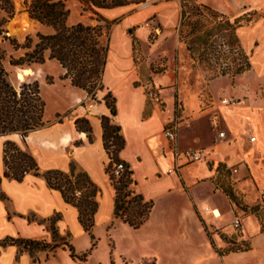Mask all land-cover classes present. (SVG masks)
Wrapping results in <instances>:
<instances>
[{"label": "crops", "instance_id": "crops-1", "mask_svg": "<svg viewBox=\"0 0 264 264\" xmlns=\"http://www.w3.org/2000/svg\"><path fill=\"white\" fill-rule=\"evenodd\" d=\"M142 1L147 2L142 9H137L136 3H132L99 10L104 19L117 23L105 38L109 50L102 80L103 90L98 94V102L90 101L84 91L73 87L75 90L70 91L73 93L72 99L65 107L57 110L58 121L49 123L45 120L47 125L25 141L19 135L0 137L1 177L5 171L6 140H12L28 151L42 174L52 170L70 173L72 163L78 171L88 174L99 189L93 230L97 242L95 248H92L91 236L79 221L78 209L66 203L60 192L51 189L44 177L28 174L21 182L3 178L0 189L8 199L0 200V264H144L152 260L154 264H264V233L259 234L258 222L248 220L247 228L243 230L252 247L247 253L220 255L208 232L213 221L223 218L215 201L219 196L227 198L211 182L219 165H240L249 174L255 191L263 197L261 209L264 211V105H258L257 99L251 98L252 90L243 83L245 95L238 88L231 93L240 98L238 104L225 107L215 105L206 110H218L225 131L209 128L212 136L206 134V140L201 142L198 136L200 132L196 134L193 129L185 127L177 114L172 68L180 44L178 29L182 2ZM198 1L232 19L240 17H236L238 13L264 8V0ZM68 7L72 13L82 12L78 0L69 1ZM76 24L71 21L70 26ZM254 29L258 32L257 36L245 35L248 30ZM154 33L157 38L154 43H149ZM237 35L242 48L251 56L252 68L246 73L254 76L258 74V77H254L255 97H258V88L264 94V20L239 28ZM133 37L142 45H150L147 46L149 52L142 63L147 67L145 74L151 85L148 90L143 84L138 85L143 83L144 75L136 65ZM171 39L172 49H164L163 43ZM161 61L168 66V70L162 73L153 71L152 63ZM150 90L161 97V103L148 99ZM210 92L215 101L216 94ZM108 95L116 101L117 115L114 121L121 127L125 141L120 157L133 171L137 193L153 203L148 220L137 230L115 215L116 193L106 172L110 159L104 146L101 120L103 116H111L105 100ZM80 119L89 121L92 141L86 132L77 129L76 121ZM173 122L179 127V148L204 150L206 161L184 165L170 173L175 168V162L168 149L169 141L164 136V130ZM221 132L226 134L225 138H220ZM253 138L255 140L252 141ZM253 153L258 155L257 159L253 158ZM203 188L208 189V198H202L200 190ZM209 200L213 204H209ZM207 207L216 211V214L207 213ZM159 209L166 216L160 236L154 235L142 244H135L137 256L120 250L119 236L123 233L136 235L149 229ZM56 215L60 216L56 223L60 237L74 247L76 254L90 252L85 262L74 260L68 249L62 247L52 252L40 251L35 256L17 246L1 247V241L7 237L46 240L51 243V219ZM235 219L231 221V227ZM154 241L162 242L165 246L161 243L154 247ZM163 246L169 251L168 257L160 252Z\"/></svg>", "mask_w": 264, "mask_h": 264}, {"label": "trees", "instance_id": "trees-1", "mask_svg": "<svg viewBox=\"0 0 264 264\" xmlns=\"http://www.w3.org/2000/svg\"><path fill=\"white\" fill-rule=\"evenodd\" d=\"M78 1L83 12H90L96 17V25L78 23L69 26L67 21L70 11L66 8L64 0H34L28 8L30 17L44 26L53 28L54 32L50 35L37 33L36 42L27 37L22 44L10 36L7 30V25L15 15L14 4L12 0H0V137L19 135L25 141L31 134L46 126V103L41 94L40 84L37 81L20 82L18 78L14 80L12 70L44 64L47 53L49 60L56 61L65 70L64 79H69L73 87L92 94L93 100L97 91L102 90V86L100 88L98 86L103 80L109 50L105 38L117 22L107 21L99 10L114 9L143 1ZM181 2L179 41L186 46L195 67H203L212 73L210 80L220 77L234 80L251 70V56L242 48L237 35L239 28L252 24L251 14L232 19L210 7L191 5L192 0ZM133 43L135 47L139 41L133 37ZM211 58L214 61H211ZM109 97L111 95L106 96L105 100L111 116H103L101 120L104 146L110 159L106 172L116 193L115 215L129 227L137 230L148 220L153 203L146 201L137 193L133 171L120 157L125 148V141L121 135V127L113 123L117 115L116 101L113 98L109 103ZM76 127L86 132L92 141V128L88 120H77ZM120 163H123L125 169L122 176L117 179L112 172L114 165ZM4 166L5 171L3 176H0V185L3 178L21 182L28 174L44 177L51 189L60 192L66 203L78 209L79 221L91 236L92 248H95L97 242L93 230L98 210L99 189L87 173L78 171L76 165L72 163L70 173L52 170L42 174L33 156L12 140H6L4 144ZM221 167L223 165H219L217 171H220ZM218 188L222 189L220 185ZM222 190L232 201L241 204L230 186ZM7 199L0 189V200ZM252 211L258 212L259 205L254 206ZM59 219V215L51 219V243L46 240L7 237L1 241V247L17 246L32 256L40 251L52 252L62 247L68 249L74 260L85 262L90 252L78 255L74 247L60 237L56 229ZM218 253L224 255L222 252Z\"/></svg>", "mask_w": 264, "mask_h": 264}, {"label": "rangeland", "instance_id": "rangeland-1", "mask_svg": "<svg viewBox=\"0 0 264 264\" xmlns=\"http://www.w3.org/2000/svg\"><path fill=\"white\" fill-rule=\"evenodd\" d=\"M33 1L34 0H21L22 7L20 10H18L15 0H12L14 4L15 15L10 20V22L15 18L17 13H23L27 22H29L30 20H28V17H31L29 15L28 8ZM64 1L66 8L70 11V16L67 21V24L69 26L71 24V21H73L74 23H83L85 25L97 24V21L95 19L96 17L91 15L90 12H83L82 5V12L72 13L70 7H68V2L71 0ZM192 3L193 4L191 5H204L198 0H192ZM146 4L147 2L145 1L136 3L135 5L137 9H142L146 6ZM247 13L251 14L252 16V24L256 21L264 20V8L258 10H250L246 13H238L239 15H237L236 17ZM31 20L32 26L28 28L23 34L13 36L9 33V35L16 38L20 43L23 44L25 43L27 37L32 38L33 41L36 42L37 33H41L44 35L53 34V28L44 26L35 19L31 18ZM246 34H248L249 37H254L257 36L258 32H256V29H254L248 30L245 35ZM156 38L157 37L155 36V33L152 34L149 43H154ZM171 41L172 39L164 42L163 48L168 50L172 49ZM147 46L150 47V45H142L141 43H139L134 47L137 68L140 70L141 74L145 76H142L143 83H138V85L143 84L144 86H146V90L150 89L151 87L145 74V70H147V67L142 64L143 59L149 52ZM7 48L10 50L8 46ZM186 49V46L180 42L178 49L176 50V62L172 68V73L175 78L177 114L180 122L185 123V127L193 129L196 134L200 132L198 136L201 139V142L206 140V134L207 136H212V134H210V132L208 131L209 128L215 129L217 131H225L223 124L220 122L219 114L217 112L218 110H212L208 112L206 110L214 107L215 105H217V107H225L228 105L238 104L240 102V100L238 99L240 98H236L235 96L231 95V93L233 90L238 88V91H240L241 93L243 92L242 95H245L246 88L242 87L243 83L250 87V89L252 90L253 95L251 96V98L257 99L256 103L258 105H264V99H262L264 94L261 88H258V97H255V78L256 76L258 77V74L254 76V74L246 73L240 77L235 78L234 80L230 79L229 77H220L211 84L212 80H210V77L212 76V73L205 70L203 67H195L193 65L191 56ZM211 61H214V59L211 58ZM151 68L153 71L158 73H162L168 70V66H166L162 61L152 63ZM12 71L14 80L18 78L20 82L37 81L40 84L41 94L43 100L46 103L45 120H48L49 123L58 121V118H56L57 110L62 109L67 105V102L72 99L73 95V93L70 91L75 90L73 89L70 80L64 79L65 70H63L56 61L49 60L47 53L46 61L44 64H35L23 69H13ZM210 84L211 86L209 89ZM100 86H102L103 90L102 81L99 84L98 88H100ZM102 90L97 91V95L95 96L94 100L92 99V94L89 95L86 92L85 93L87 94V97L90 101L98 102V94ZM210 90L214 94H216L215 101L212 99V93L210 92ZM112 99V96L109 97L108 102L111 103ZM224 100H228V103H224ZM254 138H256V135H254ZM257 157L258 155L253 153V158L257 159ZM209 166L211 169H213L212 165ZM211 182L215 185V187H219L220 185L222 189L230 186L241 204H237L236 202L232 201L228 196L225 195L222 189L218 188L220 192H222L227 198L219 196L215 201L216 207L221 209L223 218L219 221H213L214 225L212 223L210 224L208 229L210 239L212 240L218 252H222L224 255H228L230 253L249 252L250 250H252L250 240L246 238V236H244L243 232L236 233L231 227V221L234 217L239 218L244 226L245 231L247 228V221L252 219L251 221L254 220L260 225L259 234L264 233V211L261 209V207H263L262 195L255 191L249 174L243 171L240 165L234 167L223 165V167L220 168V171H217L215 178ZM207 192V188H203L200 190L201 195H203V199L208 198L209 195L207 194ZM209 204H213V201L209 200ZM256 205H259V211L255 213L252 211V208ZM160 206L162 207V205ZM199 217L201 218L200 214ZM165 221L166 216L159 209L156 213L154 224L149 229L136 235H131L128 233H123L122 235H120L118 238L119 249L129 252L133 256H137L138 252L135 249L134 245L142 244L146 239L151 237L153 238L154 235L159 237L162 232V224ZM200 240L201 238L199 237L198 241ZM161 243L159 241H154L152 245H154L155 247L159 246ZM164 246L160 252L163 256L165 255V257H168L169 251H167ZM248 248L249 250L247 251ZM144 264H154V260Z\"/></svg>", "mask_w": 264, "mask_h": 264}, {"label": "built area", "instance_id": "built-area-1", "mask_svg": "<svg viewBox=\"0 0 264 264\" xmlns=\"http://www.w3.org/2000/svg\"><path fill=\"white\" fill-rule=\"evenodd\" d=\"M148 99L153 101L154 103H161V97L155 93L153 90L148 92ZM224 103H228V100H224ZM178 125L173 122L169 124L164 130V136L169 141L168 149L172 153L175 162V168L170 170V173L176 171V169L184 166V165H192L206 161V153L204 150H194V149H186L182 150L178 145ZM220 138H225L226 134L221 132ZM255 140L254 138L252 141ZM123 163L115 164L113 168V175L119 179L124 172ZM218 188V187H217ZM207 213L216 214V211L211 210L209 207L205 209ZM232 228L236 233L243 232L244 226L239 218H236L232 223Z\"/></svg>", "mask_w": 264, "mask_h": 264}, {"label": "water", "instance_id": "water-1", "mask_svg": "<svg viewBox=\"0 0 264 264\" xmlns=\"http://www.w3.org/2000/svg\"><path fill=\"white\" fill-rule=\"evenodd\" d=\"M15 2L17 4L18 10H20L22 7L21 0H15ZM28 20L32 21L31 18L29 17H28ZM27 24L28 23L24 17V14L17 13L15 18L8 24L9 33L12 34L13 36L21 35L26 29Z\"/></svg>", "mask_w": 264, "mask_h": 264}, {"label": "bare ground", "instance_id": "bare-ground-1", "mask_svg": "<svg viewBox=\"0 0 264 264\" xmlns=\"http://www.w3.org/2000/svg\"><path fill=\"white\" fill-rule=\"evenodd\" d=\"M28 24H27V26H26V29L24 30V32L28 29V28H30L31 26H32V22L31 21H29V22H27ZM23 32V33H24ZM26 72V71H25Z\"/></svg>", "mask_w": 264, "mask_h": 264}]
</instances>
